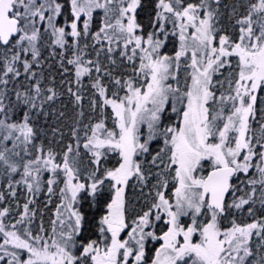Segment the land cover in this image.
Here are the masks:
<instances>
[{
  "label": "snow or ice",
  "instance_id": "1",
  "mask_svg": "<svg viewBox=\"0 0 264 264\" xmlns=\"http://www.w3.org/2000/svg\"><path fill=\"white\" fill-rule=\"evenodd\" d=\"M0 264H264V0H0Z\"/></svg>",
  "mask_w": 264,
  "mask_h": 264
}]
</instances>
